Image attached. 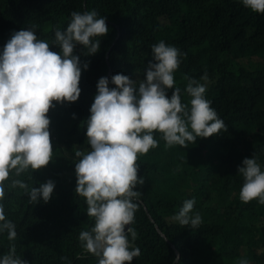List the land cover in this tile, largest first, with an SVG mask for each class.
<instances>
[{"label":"trees","instance_id":"trees-1","mask_svg":"<svg viewBox=\"0 0 264 264\" xmlns=\"http://www.w3.org/2000/svg\"><path fill=\"white\" fill-rule=\"evenodd\" d=\"M92 9L106 17L108 32L95 54L74 47L88 68H81L77 100L53 101L46 113L52 159L19 176L12 171L4 181L0 204L17 235L9 240L6 230L0 232V255L14 245L28 264H97L79 240L94 218L85 197L75 193V152L90 150L85 124L98 79L122 73L138 83L152 59L151 45L164 40L184 53L174 70L182 103L190 100L188 77L199 80L207 72L205 96L225 127L185 146H167L153 130L156 147L136 158L144 182L134 186L140 195L130 224L136 237L129 234V240L140 254L125 264H237L240 257L264 264V204L239 198L237 167L255 155L264 168V13L241 0H0V49L13 31L35 25L37 37L59 51L52 44L55 29L66 27L72 11ZM12 179L29 188L51 179L55 187L49 201L34 203L11 186ZM188 198L201 216L194 228L174 219Z\"/></svg>","mask_w":264,"mask_h":264},{"label":"clouds","instance_id":"clouds-1","mask_svg":"<svg viewBox=\"0 0 264 264\" xmlns=\"http://www.w3.org/2000/svg\"><path fill=\"white\" fill-rule=\"evenodd\" d=\"M250 10L264 13V0H241ZM66 27L55 29L52 44L39 39L35 25L13 31L0 49V199L5 192L4 181L14 171L19 176L25 170L39 169L52 159L49 117L46 113L55 102L77 100L81 89L78 82L81 64L74 54L79 44L84 54H95L100 47L99 37L108 32L106 17L95 9L72 11ZM184 53L164 40L151 45V57L143 78L137 83L122 73L101 76L97 92L86 119L85 135L90 150L77 149L75 156V193L85 197L86 213L94 218L90 230H81L82 247L94 254L97 264H125L139 256L140 249L130 245L129 234L136 232L130 226L138 203L134 190L143 184L137 176L138 153L156 147L153 130L162 134L167 146H185L197 137L217 134L225 127L211 101L206 98L208 75L198 79L188 77L185 91L190 97L181 101V89L174 87V70ZM203 81V82H201ZM115 85L109 87V84ZM173 89L171 96L167 90ZM75 115V114H73ZM243 177L239 198L247 202L257 199L264 204V168L255 155L243 158L238 165ZM11 186L24 189L29 200L47 202L55 187L51 179L31 188L20 179H12ZM194 198L185 199L174 219L182 225L197 227L201 222L198 212H192ZM7 231L9 240L17 233L12 221L5 218L0 204V232ZM0 264H28L15 254L11 246L0 255ZM237 264H249L240 257Z\"/></svg>","mask_w":264,"mask_h":264},{"label":"water","instance_id":"water-1","mask_svg":"<svg viewBox=\"0 0 264 264\" xmlns=\"http://www.w3.org/2000/svg\"><path fill=\"white\" fill-rule=\"evenodd\" d=\"M130 225H125V230L129 227Z\"/></svg>","mask_w":264,"mask_h":264}]
</instances>
